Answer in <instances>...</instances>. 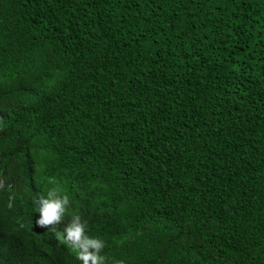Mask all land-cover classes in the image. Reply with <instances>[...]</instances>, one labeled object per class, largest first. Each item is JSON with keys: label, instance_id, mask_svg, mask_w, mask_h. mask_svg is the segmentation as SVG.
Instances as JSON below:
<instances>
[{"label": "trees", "instance_id": "16d2710c", "mask_svg": "<svg viewBox=\"0 0 264 264\" xmlns=\"http://www.w3.org/2000/svg\"><path fill=\"white\" fill-rule=\"evenodd\" d=\"M0 165L147 264H264V0H0ZM30 227L0 264H74Z\"/></svg>", "mask_w": 264, "mask_h": 264}, {"label": "clouds", "instance_id": "9594fccd", "mask_svg": "<svg viewBox=\"0 0 264 264\" xmlns=\"http://www.w3.org/2000/svg\"><path fill=\"white\" fill-rule=\"evenodd\" d=\"M0 191L7 194L10 210L0 205V225L19 228L24 222L32 233L54 229L56 248L74 264H147L137 251L118 249L115 239L92 231L82 211L85 201L60 185L57 177L39 174L20 179L0 165ZM46 231V230H44ZM112 248V258H108Z\"/></svg>", "mask_w": 264, "mask_h": 264}, {"label": "rangeland", "instance_id": "374dc122", "mask_svg": "<svg viewBox=\"0 0 264 264\" xmlns=\"http://www.w3.org/2000/svg\"><path fill=\"white\" fill-rule=\"evenodd\" d=\"M9 205H10L9 202H5V203L3 204V207H4L6 210H10V209H11V206H9Z\"/></svg>", "mask_w": 264, "mask_h": 264}]
</instances>
